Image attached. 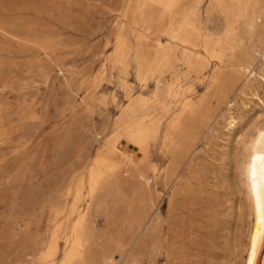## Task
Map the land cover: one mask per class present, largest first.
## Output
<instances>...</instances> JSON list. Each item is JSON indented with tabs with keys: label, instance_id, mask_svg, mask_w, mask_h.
Segmentation results:
<instances>
[{
	"label": "rangeland",
	"instance_id": "1",
	"mask_svg": "<svg viewBox=\"0 0 264 264\" xmlns=\"http://www.w3.org/2000/svg\"><path fill=\"white\" fill-rule=\"evenodd\" d=\"M142 1L0 0V264H46L41 253L57 232L54 264L62 260L59 212L73 200L69 188L126 111L127 119L147 115L142 167L154 180L145 186L132 167L119 186L80 202L95 262L112 252L115 264H246L254 215L244 146L264 123V82H255L258 95H240L232 63L252 55L259 67L263 43L241 15L222 60L207 51L206 33L223 34L227 22L226 8L210 0L197 5L207 30L154 43L149 21L132 14ZM188 147L174 169V150ZM146 201L151 209L133 233Z\"/></svg>",
	"mask_w": 264,
	"mask_h": 264
},
{
	"label": "bare ground",
	"instance_id": "2",
	"mask_svg": "<svg viewBox=\"0 0 264 264\" xmlns=\"http://www.w3.org/2000/svg\"><path fill=\"white\" fill-rule=\"evenodd\" d=\"M202 1L143 0L132 9V14L135 17H141L149 21L145 34L154 43H159V34L167 35L174 40L186 41L185 37L191 33L198 35L203 29L207 30L202 26L200 9L197 7ZM210 1L213 5H223L224 9L226 8L227 22L223 34L216 37L214 33L207 32L203 41V47L219 60H222L224 49L231 44L236 34L235 16H245L246 25L251 34L259 35L263 43V50L259 53L262 59L261 65L258 67L256 62H253L254 56L244 57L241 54L237 55L232 63L236 74H238L236 78H242L240 95H248V91H251L253 95H258L255 82L256 80L264 82V0ZM158 8L166 13L162 21L157 20ZM186 13L189 14L185 23H178L177 20ZM126 44V39L121 37L119 46L121 53ZM169 52L165 49L162 57L168 58ZM219 60L217 61L219 62ZM221 79L220 73L217 74L215 81ZM237 80L231 81L228 94L237 83ZM154 91L157 92V90ZM233 93H236V90ZM227 103L230 106L235 104V102L230 101H227ZM144 104V100H139L137 110L143 109ZM244 104L247 105V103ZM128 113V111L125 113L127 117ZM227 114V126L229 130H235L238 117L234 111H229ZM127 117L119 121L118 128L108 138L106 147L93 158L88 166L87 174L77 175L74 185L69 188L73 200L68 210L59 212L62 218L59 230L61 229L66 233V249L62 260L55 264H97L92 253V233L85 226L87 212L82 210L80 206V202L85 196L94 201L102 190L119 186L122 177L132 167L137 172L139 179L144 181L145 186L150 188L149 185L154 180L153 177L147 175L142 167L145 162L146 145L152 134V129L146 118L147 115L143 114L138 118L131 117L127 119ZM249 138L246 146H244L246 150L245 176L254 217L251 226L249 256L246 264H264V123ZM188 149L189 147L174 150L176 159L174 169L179 165ZM151 206V203H147V201L142 204L136 215L133 233L142 227L141 225H143ZM66 221L71 222L67 224ZM59 238L60 234L55 233L48 247L42 251V259L46 264H54L59 247ZM102 261L105 264H115V256L112 252L104 253Z\"/></svg>",
	"mask_w": 264,
	"mask_h": 264
}]
</instances>
